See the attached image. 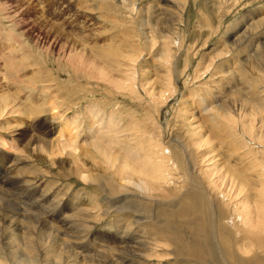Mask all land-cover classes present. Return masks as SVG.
Here are the masks:
<instances>
[{
	"label": "bare ground",
	"instance_id": "1",
	"mask_svg": "<svg viewBox=\"0 0 264 264\" xmlns=\"http://www.w3.org/2000/svg\"><path fill=\"white\" fill-rule=\"evenodd\" d=\"M118 1L124 7L123 9L128 10L129 18L131 21L133 20L131 27L138 34L136 35L143 42H150L153 48L155 40L151 38L152 20L154 25L159 27L160 44L163 45V50L157 55V60L161 65L166 64L164 65L166 66L165 71H162L165 74L163 77L160 78L156 75L154 79H150L147 75L141 78V75L137 73L139 71L137 62L141 56L136 57L135 53L132 54L131 49L122 51L96 50L98 53L92 55L93 59H108V62L116 64L112 65L111 69V65L101 66L95 60L87 57L83 46L80 48L76 40H71L67 36L57 37L62 41L59 44L58 56L66 60V67L83 77L90 76V79L97 80L103 87L113 89L116 92L114 94L121 93L135 100L143 98V102H146L147 106L155 112L154 114L150 112V114L159 118L158 115L162 114L167 102L173 98V93L177 91L179 82L178 54L172 53V51L177 36L178 23L182 20V14L186 11L189 0ZM0 6L4 12L2 14L11 17V2L4 1ZM249 20L251 23L247 22ZM247 21L241 25L240 30L243 29V31L236 39L233 40L234 33L231 34L232 40L228 47L218 51L219 48H216L218 43L215 50L207 53L205 69L208 67L214 69L215 67L219 71L216 74L219 76L217 77L220 79L219 82L223 76L227 77L234 72L235 77L240 78L238 85L243 87L245 86L243 83L249 84L247 77H250L243 71L251 66L255 71L264 74V53L261 52V50L264 51V42L262 44V41H258L262 36H259L252 52L248 51L243 58L232 56L234 48H238L241 43L246 44L248 48L253 47L250 38H254L255 35L254 32H248L250 27H258L264 35V22L259 24L256 17H249ZM221 43L223 44L225 41ZM220 46L219 44L218 47ZM238 51L240 50L238 49ZM215 61L224 62L216 65ZM240 61L244 62L245 66L241 67ZM249 81H253V79ZM231 89L227 92L230 93L228 98L224 101L221 100L220 104L209 106L207 101L202 100L200 106L202 109L195 107L200 114L206 113L208 107L206 118L201 116L203 123L207 124L209 129H217L221 124L229 127L238 125L245 134L251 135V137L259 135L256 141L261 143V139L264 141L263 94L261 93L262 96L259 99L256 95L257 100H253L241 95L246 90L243 92L242 88H239L241 90L238 91ZM106 94L113 93L107 92ZM210 98L209 101H211ZM212 102L213 100L210 104ZM12 103L15 101L9 97L0 103V118L6 113H13L14 105H11ZM119 109L122 108L119 107ZM86 113L90 121L88 126H90L84 133L90 135L84 136L85 138H82L81 141H79L78 134L72 133L78 132L79 129V123L73 121L71 122L73 127L70 126L73 136L68 131L70 136L66 144H54L47 137L42 135L45 138H41L40 135L39 138H29L32 141L28 142V147L22 145L25 148L19 154V159L15 158L12 162L3 161L5 173L3 178H0V264H98L95 260L89 262L93 257L97 258L98 255L94 254L96 252L100 254L113 253V257L105 264H264V191L260 189L257 191L255 196L258 197V200L253 203L249 196L243 194V188L241 189L239 182H237L238 185L235 184L234 180L236 179L233 180L228 176L229 171L228 174L225 172L224 174L222 170L216 168L217 164L213 162L210 163L215 167L208 168L212 165L207 164L202 152L198 153V151L203 147L207 148L205 146L210 144V138L204 135L203 125H195L196 116L194 118L193 113L190 114L193 120H190L188 124L192 131L191 138H187L185 133H181V130H177L175 135H171L173 132L169 134L171 130H168L169 135L167 137L164 135L167 138L166 141L151 138L153 130L152 134L150 132L151 135L147 130L141 131L140 117L132 110L126 111L131 121L127 124L122 121L123 113L120 111H110L107 116L99 107L95 106L87 109ZM114 113L116 117L113 115ZM199 120L198 116L196 121L199 123ZM147 122L148 127H152L154 124L151 121ZM143 123L146 122L143 121ZM145 128L147 129L146 125ZM200 128L201 130H199ZM244 150L248 151L247 156L251 153L249 149L245 148ZM29 154L32 158L47 162L52 167L55 166L60 177L73 178L85 187L93 186V190L89 192L90 189H86V194L77 195L76 199L70 197L71 193L68 190L64 191L65 193L58 200L53 195L54 193L57 197L59 195L51 190L46 193L43 190L41 194H37L43 200L38 198L34 200L33 196L32 198L24 196L22 199L20 197L12 199L11 196L14 194L12 191L18 187L35 193L36 190L41 192L40 189L45 184V179L40 176L41 172L40 175L34 173L35 176L29 177L30 180L27 179L24 172L19 173L23 169L20 165L24 164L22 167L28 165L31 157ZM248 158L251 160L242 163L244 166L247 165L246 170L255 168L257 165L254 164L253 157L249 156ZM174 160L180 166H177ZM6 163H10V166ZM201 165H204L203 168ZM258 177L259 175H257ZM174 183L179 186L182 183H187L188 188L180 189L182 191L177 194L171 191V186L174 187ZM11 192L13 194L8 195ZM47 197L55 200L54 205H49L50 202L48 205L42 204L44 201L47 203L45 200ZM36 203L39 205L33 207ZM114 215H117L119 222L132 221L128 222L131 227H137L144 237L148 235L146 241L136 243V247H129L133 245V241H131L128 245H123L124 247L120 248L118 245L110 246L112 243L115 244L114 240L111 242L101 240V243L106 245L101 246L100 251L91 252L94 255L85 256L86 258L81 260L80 255L75 253L76 247L87 248L86 237L89 232L97 223H101L100 221L105 218L114 217ZM46 217L64 225L62 227L42 226L41 223H44ZM61 218L65 219V222H61ZM34 222L41 225V231L44 229L47 241L37 240L34 230H32L33 233L29 231L35 229V226H32ZM120 233L118 232V235ZM39 234L41 235V232ZM122 234L124 233L122 232ZM33 235L35 239L32 237ZM84 238L85 240H83ZM123 249L131 250V257L138 261L123 260L124 257L121 258L117 254L123 252ZM107 256L105 257L107 258Z\"/></svg>",
	"mask_w": 264,
	"mask_h": 264
},
{
	"label": "rangeland",
	"instance_id": "2",
	"mask_svg": "<svg viewBox=\"0 0 264 264\" xmlns=\"http://www.w3.org/2000/svg\"><path fill=\"white\" fill-rule=\"evenodd\" d=\"M4 1L11 2L12 8L10 14L12 18L2 14L4 12L1 10L2 7L0 6V103L5 98L9 97L15 101L16 104H11L14 105V107H12L15 110L14 112L12 109L14 114L6 113L4 114L6 115L5 117L3 115L1 116V118H3H0V178H3L5 173L3 161L12 162L15 158L19 159V154L24 151V146L28 147L30 139L39 138L41 135V138L47 137L54 144H66L71 133L70 131L72 130L71 127H73V125H71L73 121L79 123L78 132H72L74 135L78 134L80 136L79 141L85 138L84 136H89L90 134L84 133V131H87L90 126H88V122L90 124V121L88 120L86 111L91 107H99L107 116L110 114V111H120L123 113L121 118L125 124L131 122L126 111L132 110L140 117L142 124L140 130H147L149 134L150 132L152 134L154 131L153 136L150 137L155 140L159 138V141H166V137L172 132L171 135H175L177 130H181V133H185L187 138H191L192 131L188 124L190 120H193L190 117V114L193 113L194 118L196 116L194 119L196 122L195 125H203V131H205L204 135L210 138V144L205 146L207 148L204 149L203 147L198 153L202 152V156L204 155L207 164L213 162L217 164L216 168L222 170L223 173L225 172L228 174L229 171L234 174L232 176V174L230 175L229 173L228 176L232 177L233 180L239 179V181H234L237 185V182H239V186L241 189L243 188V194L249 196L253 203L258 200V197L255 196L256 193H258L257 191L259 189L264 191V141L261 139V143H258L256 140H258L259 135L251 137V135L245 134L238 125L229 127L221 124L217 129H209L207 124L203 123V118L205 119V116H207L208 107L204 114H200L195 107L201 108L202 100L207 101L209 106L220 104L230 95V93H227L230 88L236 91L242 88L243 92L246 90L244 93H241V95H244L248 99L257 100V97L259 99L262 94L264 96V74L255 71L253 66L247 67L248 69L243 71L250 76L247 77L249 80L253 79V81L247 79L249 84L243 83V85H245L243 86L244 88L238 85L240 78L235 77L234 72L227 75V77L223 76V79L219 82L220 79L217 78L219 76L216 75L219 71H217L215 67L214 69L209 67L206 68L207 72L205 69L207 53L216 48H219L218 51H220L228 47L230 45L229 42L232 40L231 34L234 33L232 37L233 40L236 39L243 31V29L240 30L241 25L247 22L251 23L250 20L247 21L249 17H256V20H259V24L264 22V0H189L186 7L187 9L182 14V20L178 23L177 36L172 51V53L178 54L177 73L179 75V82L177 83V91L173 93V98L167 102L162 114L158 115L159 118H157L156 115L152 116L150 114V112L152 114L155 112L152 108L147 106L146 102H143V98L140 97L138 100H135L121 93L114 94L116 92L113 89L103 87L97 80L90 79V76L88 78L83 77L66 67V60L58 56L60 50L59 44H61L62 41L57 39V37L61 36H67L71 40H76L80 48L82 46L85 48H83V50H85L89 59L95 60L96 63L101 66L111 65L110 69L112 65L115 66L116 64L108 62V59H93L92 55H96L98 53L97 51L102 49H115L116 51L131 49V51H133L132 54L135 53L136 57L141 56L137 62V69H139L137 73L141 75V78L147 75L150 79H154L156 75L161 78L165 75L162 71H165L166 66L164 65L166 64L161 65L157 60V55L163 50V45L160 44L159 27L154 25L153 20L151 38L155 40L154 48L150 42H143L142 39L137 36L138 34L135 33L131 27L133 20L131 21V18H129L130 15L128 10L123 9L124 7L118 0L116 2L113 0H0V5ZM237 31L239 32L236 33ZM249 31L254 32L255 35L254 38H250V43H252L251 45H253V47L250 46V48H248L246 44L241 43L242 45L239 44L238 48H234L233 57L243 58L248 51H253L254 45H256L258 41H262L263 44V31H260L258 27H250L248 29V32ZM259 36H262L260 40H258ZM224 41L225 43L222 44L221 42ZM218 43L221 45L220 47H218ZM238 49L241 52L238 51ZM261 52L264 53L262 50ZM223 62L215 61V64L218 65ZM243 63L240 61L241 67L245 66ZM236 76H238L237 73ZM220 86L222 87L219 88ZM255 91L260 93H256ZM107 92L113 94L107 95ZM248 92L250 95H248ZM219 93L222 94L220 95ZM209 98L211 101L213 100V102H215L210 104L211 101H209ZM119 107L122 109H119ZM68 108L70 109L67 111ZM8 114L10 116H7ZM113 115L116 117L115 113ZM198 116L200 117L199 123L196 121ZM201 116L204 117L202 118ZM114 120L116 121L115 118ZM143 121L146 123H143ZM147 121L154 123L153 126L148 127ZM168 130H171L169 134ZM199 130H201V128ZM155 133L156 135H154ZM42 135L45 137H42ZM251 138L254 139L252 140ZM245 148L249 149L251 152L248 156L246 154L248 151L246 152L244 150ZM30 156L29 154V157ZM245 156L246 158L249 156L253 157L252 160L254 164L256 163V167L258 168L247 169V171V165L244 166L243 164L251 159H246ZM239 160L244 161L240 162ZM9 164L10 163H6V165L10 166ZM27 164L28 165L25 167H22L24 164L20 165L23 169L20 170L19 173L24 172L27 179L30 180L31 177L40 175L41 172L40 176L45 179V184L42 186V189H40L41 192L36 190V192L33 193L31 191L33 194L27 192L26 188L20 189L18 187L16 190L12 191L15 196L12 192L9 194L7 193L8 195L13 194V196H11L12 199H16V197L22 199L24 196L32 198L33 196L34 200L37 198L43 200L40 199V195H37L41 194L43 190L45 193L49 190L55 191L57 195H59L57 197L54 193L53 196L56 200L60 199L61 195L68 190V192L72 194H70V197L76 199L77 195L86 194V189H90L89 192L93 190V186L90 188L85 187L73 178L68 179L60 177L58 175V169L55 166L52 167L47 162L41 161L35 157L32 158L31 156ZM176 164L180 166L178 162H176ZM203 166L204 165H201L202 168ZM213 166L214 165H212V167L209 166L208 168L213 169L215 167ZM260 166L261 168H259ZM178 169L181 171L180 167H178ZM257 175H259L258 178ZM186 184L187 183H182L179 186V184L177 185L174 183V187L171 186V191L178 194L180 191L188 188ZM49 198L50 197H47L45 199L47 203L44 201L42 204L48 205L50 202L49 205H54L55 200ZM38 205L39 204L36 203L33 207ZM53 220L46 217L44 223H41V225H49L50 227H62L64 225L58 224L57 222L59 221L57 220ZM64 220L65 219L61 218V222H65ZM117 220V215H114V217L103 219L100 221L101 223H97V225L94 226L89 232V237H86L88 247L83 249L78 246L76 247L77 249H75V253L80 255L81 260L82 258L94 254L98 255L97 258L95 256L90 259L89 262L95 260L98 264H105L107 260L111 259L113 253L110 254V252L102 254L97 252L94 254L91 253L95 250L100 251L102 248L101 246L106 245L101 243V240H106L107 242L114 240L115 244L112 243L110 246L118 245L120 248L123 245H128L131 241H133V245L129 247H136L139 242L143 240L146 241L148 235L144 237V234H141L137 227H131L129 223L132 221L119 222ZM36 223L37 222L32 223L35 229L29 231L33 233L32 230H34L37 240L47 241L48 239H46V234L43 231L44 229L41 231V225ZM118 232L121 233L118 235ZM122 232L124 234H122ZM32 237L35 239L34 235ZM83 240H85V238ZM145 241H143V243ZM84 250H88L89 252ZM106 250L108 249L106 248ZM130 251L123 249V252L117 254L121 258L124 257L123 260L129 259L130 261L137 262V259L131 257L132 254H130ZM138 254H140V252H138ZM105 256H107L108 259Z\"/></svg>",
	"mask_w": 264,
	"mask_h": 264
}]
</instances>
